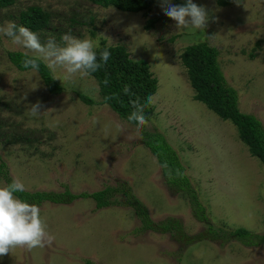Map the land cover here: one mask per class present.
<instances>
[{
    "label": "rangeland",
    "instance_id": "1",
    "mask_svg": "<svg viewBox=\"0 0 264 264\" xmlns=\"http://www.w3.org/2000/svg\"><path fill=\"white\" fill-rule=\"evenodd\" d=\"M216 1L193 0L208 14L204 32L177 28L161 5L143 16L85 0H17L0 10V27L17 24L22 11L39 6L52 17V29L37 34L42 44L54 40L62 46L61 37L69 34L90 38L97 47L101 41L122 45L132 60L146 61L157 91L145 129L162 134L178 153L215 231L244 228L264 238V168L231 123L194 100L179 59L185 47L196 43L215 48L226 81L238 93L240 111L264 127V0H229L227 6ZM148 21L151 29L145 27ZM15 51L28 50L0 34V157L12 180H20L25 191L67 188L73 194L126 183L155 223L177 219L189 236L207 230L186 197L165 185L140 130L100 104L93 78L76 73L66 80L63 69H49L63 89L52 96L36 72H18L11 65L6 54ZM78 93L94 104L82 103ZM37 102L44 112L33 117L29 108ZM38 208L55 237L52 244L13 248L0 264H264V239L246 246L221 233L216 240L181 249L169 233L135 232L139 221L124 206L97 210L91 199H78Z\"/></svg>",
    "mask_w": 264,
    "mask_h": 264
},
{
    "label": "trees",
    "instance_id": "2",
    "mask_svg": "<svg viewBox=\"0 0 264 264\" xmlns=\"http://www.w3.org/2000/svg\"><path fill=\"white\" fill-rule=\"evenodd\" d=\"M16 1L0 0V10L14 6ZM85 1L103 9L112 7L120 12L142 13L143 16H147L152 6H162L161 0ZM229 2V0L216 1L218 6H227ZM171 3L183 5L186 0H171ZM51 19L50 13L41 7L30 6L19 14L17 25L25 26L39 34L42 31L45 32L48 29H52L50 26ZM92 20L90 19V23ZM70 21L75 23L74 18H71ZM151 26L152 21H148L145 25L146 29H151ZM169 42L172 43L173 39L171 38ZM98 46L95 51L98 63H101L102 66L88 76L97 83L100 104L108 106L122 121L137 127L135 121L129 120V116L135 111L132 101L139 99L140 104L144 106L146 121L149 123L152 116L151 98L157 91V80L150 71L149 64L143 60H132L127 49L122 45L106 46L101 41ZM103 50L111 53L106 64L99 60L100 52ZM6 56L18 72L32 70L31 68H23L22 61L25 59L23 52H7ZM218 56L219 53L215 48L210 47L207 43L200 42L185 47L179 59L186 70L187 78L194 91V100L203 104L221 121L231 123L237 131L238 139L245 145L249 155L257 159L264 168V127L255 116L240 111L238 93L226 81L218 62ZM29 57L31 58L32 56L29 55ZM252 57L250 55V58ZM39 63V71L36 73L39 75L42 84L50 95H59L63 90L62 87L53 79L46 64L43 61ZM125 85L130 88L129 94H125L123 91ZM77 97L84 104H94L92 99L84 94L78 93ZM146 124L139 130L144 138L145 147H147L160 167L165 185L171 189V192L186 197L194 218L206 226V231L199 232L195 236H189L184 232L181 222L174 218H167L155 223L149 218L146 207L137 199L126 183L119 185L120 188L107 186L93 193L73 194L65 188L62 192L23 191L14 193V195L20 200L37 207L43 203L67 205L78 199H91L95 203L97 210L124 206L131 209L139 221V227L135 229V232L169 233L181 249L183 247L184 249H190L189 247L192 248L198 243L216 240L221 233H224L222 235L224 238L235 237L243 245L257 246L260 243V239L264 238L244 228H237L231 231H226L224 228H219L218 231L213 229L208 223L210 218L207 217V207L200 201L199 195L193 187L188 177L187 169L181 162L178 153L162 134L146 130ZM0 178L4 181L5 186L13 182L8 167L1 157ZM86 264L92 263L86 261Z\"/></svg>",
    "mask_w": 264,
    "mask_h": 264
},
{
    "label": "clouds",
    "instance_id": "3",
    "mask_svg": "<svg viewBox=\"0 0 264 264\" xmlns=\"http://www.w3.org/2000/svg\"><path fill=\"white\" fill-rule=\"evenodd\" d=\"M163 13L175 22V26L182 30L203 31L208 22V14L202 6L193 0H186L183 5H174L171 0H161ZM0 34L11 39L12 43L27 49L22 66L39 71L40 61L55 71L63 69L65 79H71L76 73L87 76L96 72L102 65L98 63L95 48L97 45L90 38L79 39L69 34L61 37L63 45H58L54 40L42 44L39 37L31 29L9 21L6 26L0 27ZM34 56L29 57V53ZM111 53L107 50L100 52L99 60L106 64ZM125 94L130 93L128 85L123 89ZM24 99V97H23ZM135 111L129 116L130 121H135L137 128H142L146 123L144 106L139 99L132 101ZM40 102L30 105L29 114L39 116L42 109ZM25 191V186L20 180H13L11 184L0 187V257L10 253L16 247H26L31 250L36 247L51 245L55 237L46 230V224L40 217V209L36 205L28 204L17 198L14 193Z\"/></svg>",
    "mask_w": 264,
    "mask_h": 264
}]
</instances>
